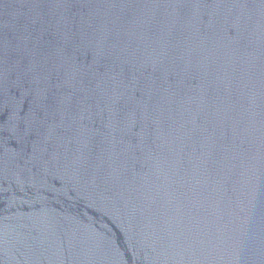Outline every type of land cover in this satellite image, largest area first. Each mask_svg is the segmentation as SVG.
Instances as JSON below:
<instances>
[{
  "label": "water",
  "instance_id": "water-1",
  "mask_svg": "<svg viewBox=\"0 0 264 264\" xmlns=\"http://www.w3.org/2000/svg\"><path fill=\"white\" fill-rule=\"evenodd\" d=\"M0 264H264V0H0Z\"/></svg>",
  "mask_w": 264,
  "mask_h": 264
}]
</instances>
